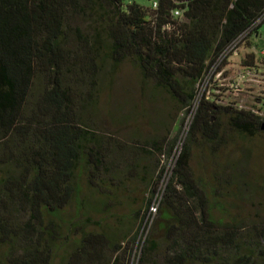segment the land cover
<instances>
[{"label":"trees","instance_id":"1","mask_svg":"<svg viewBox=\"0 0 264 264\" xmlns=\"http://www.w3.org/2000/svg\"><path fill=\"white\" fill-rule=\"evenodd\" d=\"M148 1L0 0V264H130L135 226L161 179L139 169L142 157L174 141L170 130L122 139L103 127L102 91L122 64L139 71L152 100L166 94L179 113L189 112L197 85L246 32L242 65L257 68L251 49L264 29V0H156L157 9ZM120 106L109 107L114 123L136 120V106ZM224 123L246 137L264 133V118L203 96L138 264H253L264 252V225L231 217L223 202L225 192L250 184L234 160L221 162L232 143ZM132 180L146 182L151 195L137 208L126 195ZM122 192L131 209L120 227L86 230L83 218L114 217ZM73 205L76 218L65 219Z\"/></svg>","mask_w":264,"mask_h":264},{"label":"rangeland","instance_id":"2","mask_svg":"<svg viewBox=\"0 0 264 264\" xmlns=\"http://www.w3.org/2000/svg\"><path fill=\"white\" fill-rule=\"evenodd\" d=\"M141 4L149 6L150 1L139 0ZM255 48L258 51V57L264 51V41L257 39ZM254 51V50H252ZM249 52L245 43H242L240 48L235 51L226 61L211 67L210 72L197 85L196 98L190 107L189 112L179 113L175 103L169 99L166 94L157 96V99L152 100L150 94L145 93L144 85L141 82V75L137 69L128 63L122 64L115 71L113 87H104L102 91V100L99 106V116L104 128L112 132H120L119 137L126 139L134 131H139L144 139H154L163 137L171 131V140L174 145H167L164 148L163 154L154 152V155L142 157L139 169L143 172L142 167L156 170L155 179L161 176L160 184L157 193L154 195L153 203L159 207L164 195V191L170 182L175 167L176 160L181 153L185 141L189 138L188 117L191 110L200 103L202 97L207 94L209 97L217 99L220 106L234 107L264 114V60L259 58L258 73L246 75V80L241 83L239 90L232 88V84L238 83L243 76L246 68L242 62L245 55ZM107 70H111V66H107ZM208 75H212L209 80ZM111 97V98H110ZM110 98V100H109ZM110 105V106H109ZM121 105V113L132 110L136 106L139 110L136 120L129 123H114L109 115V107L119 108ZM228 134V141H232L230 146L221 152V162L224 165L228 161L236 162V169L239 172L245 173L244 179L248 185L242 183V191L238 195H231L225 192L223 202L226 209L230 212L231 217H237L244 223L251 225H264V133L252 137H246L236 132L229 131L227 123H224ZM201 140V139H199ZM249 153V159L242 157ZM197 155L192 166L194 171L201 173V163L203 159L201 153L195 152ZM241 160V161H239ZM139 171L141 175L143 173ZM230 173V170L227 171ZM127 194L134 199H138L133 208L141 206L145 197H151L148 194L146 182L142 180L128 183ZM135 190V192H132ZM131 191V192H130ZM237 192V190H234ZM130 192V194L128 193ZM120 201L122 204L115 206L111 213L114 217H104L103 215H92L91 217L83 218L82 221L88 222L86 230L102 233L103 230L116 229L120 227L125 216L129 215L131 207L124 193H120ZM158 215V214H157ZM157 215L152 216L149 213L146 216L145 222L140 227L139 223L135 226V231L138 233L137 241L134 246L133 255L130 264H138V259L143 247L144 240L157 219ZM214 215L217 218L222 216L217 210H214ZM65 219L76 218V206H71L64 215ZM230 217H226L228 221ZM264 251V249H263ZM110 257V253H109ZM253 264H264V252L257 253L256 261Z\"/></svg>","mask_w":264,"mask_h":264},{"label":"built area","instance_id":"3","mask_svg":"<svg viewBox=\"0 0 264 264\" xmlns=\"http://www.w3.org/2000/svg\"><path fill=\"white\" fill-rule=\"evenodd\" d=\"M153 8H154V9H157V8H158V3H157L156 0L153 1ZM175 16H177V17H181V16H182V12H181L180 10H176V11H175ZM260 23H263V26H264V16L261 18V20H259V21L257 22V24H260ZM248 34H249V33L246 32V33H244L243 35H241L239 38H237L235 41H233V42H232V43H231V44L225 49V51L219 56V58L217 59V63H216L215 65L220 64V63L226 61V60H227V59H228V58H229V57H230L235 51H237L238 48H240L241 44L245 42V40H246ZM255 39H260V40L264 41V29H263L262 33H261L257 38H255ZM252 50H254V51H252ZM249 51H250V50H249ZM251 51H252L253 53H255V55H256L257 68H258V63H260L259 58L262 59L261 61L264 60V51L261 53L260 57H258V55H257V54H258V51L256 50L255 45L252 47ZM215 65L212 66V68L215 67ZM257 68H246V71L243 73L244 75L240 77L238 83H235V82H234V84H232V88H233V89L236 88V90H239L240 87H241V83H240V82H242V81L244 82V81L246 80V78H247L246 75H247V74H248V76H250L252 73H253V74H254V73L257 74V73H258V69H257ZM210 69H211V68H210ZM209 72H210V70L208 71V73H209ZM208 73H207V74H208ZM207 74H206V75H207ZM206 75H205V76H206ZM211 78H212V75H208V76L206 77V79L209 80V81H210ZM205 96H206V99H207V100H209V101H211V102H214V103H217V104L219 105V101H218L217 99L211 98V97H209L207 94H205ZM202 98H203V97H202ZM200 101H201V100H200ZM198 105H199V102L197 103L196 107L194 106V108L191 110V112H190V114H189V117H188V123L190 122V124H189V129H190V125H191V123H192V121H193V118H194L195 112H196V110H197V108H198ZM254 114H256V115H258V116L264 118V114H261V113H258V112H254ZM148 213H149V215H152V216L157 215V213H158V207L155 206L154 204H152L151 207H150V209H149V212H148Z\"/></svg>","mask_w":264,"mask_h":264},{"label":"water","instance_id":"4","mask_svg":"<svg viewBox=\"0 0 264 264\" xmlns=\"http://www.w3.org/2000/svg\"><path fill=\"white\" fill-rule=\"evenodd\" d=\"M261 129L264 131V123L262 124Z\"/></svg>","mask_w":264,"mask_h":264},{"label":"crops","instance_id":"5","mask_svg":"<svg viewBox=\"0 0 264 264\" xmlns=\"http://www.w3.org/2000/svg\"><path fill=\"white\" fill-rule=\"evenodd\" d=\"M255 44H256V42H255Z\"/></svg>","mask_w":264,"mask_h":264}]
</instances>
